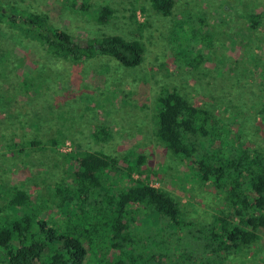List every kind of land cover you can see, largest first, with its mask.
I'll list each match as a JSON object with an SVG mask.
<instances>
[{"label":"rangeland","instance_id":"1","mask_svg":"<svg viewBox=\"0 0 264 264\" xmlns=\"http://www.w3.org/2000/svg\"><path fill=\"white\" fill-rule=\"evenodd\" d=\"M0 1L5 8L17 6L47 16L52 26L83 46L91 39L117 35L144 47L141 64L132 69L103 55L76 64L45 51L34 53V43L18 34L7 69H14V62L26 54L32 59H25L4 86L15 95L27 75L34 88L26 97H15L0 113V222L11 215L3 193L11 187L26 190L35 201L52 200L50 187L63 176V158L57 152L67 154L72 143L113 157L130 148L142 153L145 166L133 178L169 192L195 224H208L213 216L226 213L223 195L196 180L156 139L155 102L164 91H177L193 106L214 111L231 130H239L249 148L264 153V124L258 115L264 102V0H175L170 17L155 13L148 0H88L94 13L103 6L111 8L105 25L96 23L90 13L66 8L63 0ZM252 13L260 16L256 30L248 27ZM185 14L200 16L209 38L202 41L204 33L192 34L187 27L174 29ZM139 24L146 26L140 29ZM182 41L201 54L198 67L173 60V42ZM98 125L111 130L108 142L91 140L89 134ZM59 137L65 141L53 151L49 144ZM30 140L43 145L19 146ZM48 215L59 219L52 207L41 218ZM138 230L147 235L151 227ZM174 231L166 228L160 235L165 240ZM189 240L183 235L178 243L185 249ZM1 261L6 264L3 257ZM222 264H264V231L255 245Z\"/></svg>","mask_w":264,"mask_h":264},{"label":"trees","instance_id":"2","mask_svg":"<svg viewBox=\"0 0 264 264\" xmlns=\"http://www.w3.org/2000/svg\"><path fill=\"white\" fill-rule=\"evenodd\" d=\"M148 1L155 13L172 15L175 0ZM63 3L74 12L90 13L100 25L107 24L113 13L108 6L95 7L94 13L88 0ZM259 19L258 14L248 15L250 30L257 29ZM179 21L174 29L187 27L192 34L204 33L202 41L209 38L200 16L185 14ZM18 34L34 43V53L45 51L76 64L103 55L132 69L141 64L144 53L141 42L117 35L91 39L83 46L52 26L47 16L17 6L5 8L0 1V113L15 97H26L34 88L27 75L17 85L16 96L4 86L25 59H32L26 54L14 62V69H7ZM173 43V60L192 68L202 62L189 44ZM261 85L264 92V73ZM155 107L156 139L196 180L223 195L226 213L213 216L208 224H195L185 218L169 192L133 178L145 166L142 153L130 148L113 157L72 143L67 154L56 151L63 158V176L50 187V202L32 200L29 192L16 187L3 192L11 215L0 222V262L3 257L6 264H222L255 245L264 231V153L249 148L239 130H231L214 111L193 106L177 91L161 93ZM258 115L264 124V102ZM89 135L96 144L112 137L111 130L99 125ZM64 141L59 137L49 146L55 151ZM41 145L30 140L19 146ZM50 207L59 219L41 218ZM146 226L151 227L147 235L138 230ZM166 228L175 233L163 240L160 233ZM183 235L190 238L185 249L178 243Z\"/></svg>","mask_w":264,"mask_h":264}]
</instances>
